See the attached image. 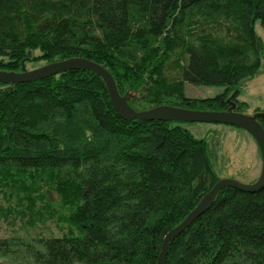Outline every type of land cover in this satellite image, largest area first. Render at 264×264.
I'll use <instances>...</instances> for the list:
<instances>
[{
  "label": "trees",
  "instance_id": "trees-1",
  "mask_svg": "<svg viewBox=\"0 0 264 264\" xmlns=\"http://www.w3.org/2000/svg\"><path fill=\"white\" fill-rule=\"evenodd\" d=\"M256 21L264 29V0H0V69L81 56L107 68L134 110L234 100L243 113L242 84L264 66ZM186 82L222 91L190 97ZM217 156L185 122L122 118L92 71L0 83V191L32 207L56 193L67 228L0 237V258L158 264L165 234L219 179ZM166 263L264 264V186L221 189L170 242Z\"/></svg>",
  "mask_w": 264,
  "mask_h": 264
},
{
  "label": "rangeland",
  "instance_id": "rangeland-1",
  "mask_svg": "<svg viewBox=\"0 0 264 264\" xmlns=\"http://www.w3.org/2000/svg\"><path fill=\"white\" fill-rule=\"evenodd\" d=\"M254 28L264 43V29L259 21H256ZM27 54L35 56L40 53L38 50H28ZM43 64L45 62L42 60L24 61L22 66L23 69L29 70ZM184 91L190 97L208 98L222 91V87L194 85L186 82ZM120 96H126V104L129 105L128 100L133 95L127 92ZM236 99L246 104L243 113L251 116L264 114V66L260 67L253 77L244 80L242 94ZM228 101L234 109L236 102ZM185 126L194 135L207 138L212 145L217 147L218 156L215 169L219 178H233L246 183L257 179L261 170V156L255 140L247 131L222 123L189 122L185 123ZM44 193L46 198L43 201H37L32 207L21 198L22 196L17 198L14 193L1 190L0 237L15 234L34 237L61 236L67 231L66 224L56 219L59 212H63L60 210L56 193L47 190ZM0 264L8 263L0 258Z\"/></svg>",
  "mask_w": 264,
  "mask_h": 264
},
{
  "label": "water",
  "instance_id": "water-1",
  "mask_svg": "<svg viewBox=\"0 0 264 264\" xmlns=\"http://www.w3.org/2000/svg\"><path fill=\"white\" fill-rule=\"evenodd\" d=\"M72 69L89 70L99 75L105 83L112 106L126 120L143 119L180 121L185 123H222L247 131L258 146L262 164L257 179L246 183L233 178H219L210 190L202 195L199 202L184 219L165 234L158 254V264H167L166 256L170 242L212 205L221 189L232 187L241 191L253 192L264 186V128L257 119L258 116L261 117L264 114L247 115L235 111L233 105L229 106L226 110L190 109L168 104H161L144 110H134L126 104L127 97L120 96L115 80L107 68L81 56L47 62L29 70L23 69V67L20 71L0 69V83L10 86L11 84L41 79Z\"/></svg>",
  "mask_w": 264,
  "mask_h": 264
}]
</instances>
